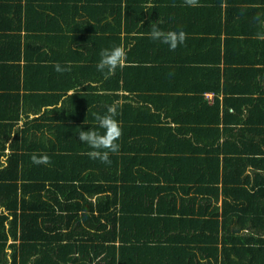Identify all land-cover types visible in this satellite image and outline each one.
<instances>
[{
  "label": "trees",
  "instance_id": "trees-1",
  "mask_svg": "<svg viewBox=\"0 0 264 264\" xmlns=\"http://www.w3.org/2000/svg\"><path fill=\"white\" fill-rule=\"evenodd\" d=\"M5 1L0 0V29L8 31L0 36V264H130L128 259L132 260L133 256L128 255L135 250L126 251L128 239L126 236L124 238L126 229L130 228L124 227V219L122 222H116V212L102 215L112 204H117L118 195L121 212H127L129 215H132L131 212L136 215L153 212L154 198L159 195L157 210L167 212V217L163 218L166 224L162 234H167L169 222H201L193 227L190 225L193 235H190L188 240L179 239L185 243L179 254L176 252L166 259H160L166 264H200L192 249H205L198 246L193 248L192 244L212 243L219 231L218 226L214 225L217 212L210 205L222 194L226 205L225 212L227 211L223 222H227L231 207L225 200L228 194L226 187H242L240 184L243 179L239 176L245 165L252 162L245 160H255L248 157L252 153L250 148H232L224 138L225 128L220 129L219 125L226 120L220 115L218 101L209 106L207 100L201 97L205 91L218 93L222 78L220 68L207 69L205 66L203 68L190 64L202 62L196 60L202 52L196 53L195 50L200 49H211L206 53L214 54L213 60L216 61L220 53V44H216L220 41L219 36L194 38L193 33H199V30L192 31L191 27L190 30H184L187 34L185 43L174 51L156 41L163 49L160 50L164 51L160 54L161 58L152 55L153 59H147L136 55L135 59H131L132 63H139L142 70H147V67L141 64L146 61H163L164 66L161 69L177 66L176 68L181 70L178 71L180 76L193 77L189 78L191 87H171L162 96L155 97L150 105L141 104L140 112L135 108L123 118L117 110L116 119L122 123V135L117 141L120 150L116 154H109L111 178L106 176V180H103L100 166L108 164L81 153L80 151L89 152L91 149L78 139L80 130L97 127L95 116L78 121H67L65 118L60 121L59 117H56L51 118L53 124L38 125L39 120L47 119L48 107L59 102L67 91L76 89L70 98L77 99L84 98L83 93L88 89L97 90L85 84L92 81L93 74L88 72L87 77L83 75L76 81H70L67 79L68 74L65 75L66 72H56L53 65L57 62L64 65L69 60H86L87 63H90V59L99 61L100 57L92 55L94 50L100 48L95 51L100 53L102 49L114 45L125 47L128 43H133L130 54L135 55L138 44L146 40L142 33L150 31L148 27L156 23L153 10L145 5L147 0H86L82 5L83 10H93L94 18L99 22L104 21V32L101 34L102 29H95L88 39L85 35L84 45L88 42L89 49L93 50L92 53L87 51V57L79 51L78 58L74 56L67 59L64 57L65 53L71 50L67 45L68 41H65L66 44L53 45L51 54L31 51L29 43L37 36H29L31 40L22 42L20 34H17L21 29V0L6 2L9 3V10ZM37 2L39 14L43 17L37 21L42 23L45 17H48L47 11L43 10V0ZM199 3H207V0H199ZM30 7H33L32 2ZM202 8L186 5L177 7L178 10L190 14L189 16ZM184 17L188 18L186 14ZM145 19V23L138 26ZM167 19L169 30H182L175 27L177 20L174 16H167ZM158 24L161 29L168 31L161 23ZM132 31H137V34L128 36ZM81 32L73 36L77 41H83ZM206 41L209 43H204ZM228 42L229 39L226 38L225 43ZM240 43L244 46L239 52V59L253 65L262 63L260 54L264 56V41L252 39L250 43L247 40H240ZM147 48L149 50H140L148 55L150 45ZM152 50L154 49H151L150 54H155ZM11 51L14 57L10 55ZM129 61L127 57V63ZM91 69L98 71L96 66H91ZM123 69L117 68L106 78L98 71L103 76L99 81L105 86L98 89L118 91L121 86L130 89L131 83L128 80H123L124 84L119 83ZM170 70L173 73V70ZM142 86L140 83L139 87L133 89L141 90ZM234 89L236 93L243 91L238 87ZM167 92L171 94L168 95ZM186 93H193L195 96ZM182 98L195 101L187 104L181 101ZM191 104L193 108L188 107ZM128 106L132 108L131 105ZM118 109L123 110L120 107ZM225 110L228 113V110ZM106 111L107 106L100 108L97 114L102 115ZM30 116L33 118L30 119ZM237 117L235 116V120ZM45 127L54 132L55 141L45 140ZM38 133H41L40 136ZM188 134L190 137L186 136ZM33 153H46L51 163L33 164L30 159ZM88 169L90 171L86 173ZM162 170L169 172L170 179L161 178ZM101 180L110 182L104 186ZM162 180L166 183L161 184ZM106 191L113 196L102 195ZM191 191L193 196L188 199L189 205L195 203L199 196L202 197L198 212L192 213L200 218L191 221L174 218V214H170L172 210L178 215H187L186 204L179 209H173L177 200L175 194L182 192L188 195ZM161 193L164 194L160 195ZM95 195L97 196L94 203L87 202L88 196ZM105 200H110L111 203L106 205ZM184 201L182 198L181 202ZM49 202L61 211H90L93 218L109 217L110 222H37L39 213L48 211ZM142 202L143 206L138 205L139 210L136 211V203ZM167 202L172 203L171 210H166ZM133 205V209H129ZM204 215L207 217L201 218ZM84 216L88 217L87 214ZM130 217L131 223H135L136 217ZM71 218L73 215L68 216V219ZM225 230L223 225V231ZM116 236H119L121 241L119 245L116 243ZM10 239L12 243L8 244ZM6 249H10L9 256L5 253ZM165 251L166 248L159 249L144 258L150 259L154 255L164 254ZM161 261L149 262L162 264ZM143 262L139 260L137 264Z\"/></svg>",
  "mask_w": 264,
  "mask_h": 264
},
{
  "label": "crops",
  "instance_id": "crops-1",
  "mask_svg": "<svg viewBox=\"0 0 264 264\" xmlns=\"http://www.w3.org/2000/svg\"><path fill=\"white\" fill-rule=\"evenodd\" d=\"M37 1L38 0H21V29L17 31V34H20L21 41H26V39L29 41L37 36L29 43L30 50L35 51V53L46 52L48 54H51L50 49L56 43H65V41H68L69 44L67 45L71 50L65 53V58L74 56V58H78L77 53L79 51L87 57V51L90 49L88 42L84 45L85 35L88 39L95 29H102V31H100L102 34L104 32V21H97L94 18L95 15L92 13L93 10H91V12L83 10L82 5L83 3L85 4L86 0H43V10L47 11L48 17H45L42 23L37 21V19H43L39 14L40 8L37 7V4H39ZM89 1L92 0H88V2ZM6 2L10 1L6 0L5 3ZM31 2L33 7H30ZM6 4L9 10V3ZM92 5H94V3ZM145 5L147 8L153 10L154 20L156 23H161L163 28L169 30L167 16H174L177 20L176 28H182L183 31L190 30L191 27L192 31L199 30V33H193L194 38L219 36L220 41L216 44H220V53L216 61L213 60L215 57L214 54L206 53L211 49H200L195 50L196 53L202 52V55H199L196 60H202V62L190 64H194L196 67L205 66L207 69L220 68L219 73L221 72L222 78L218 93L214 91H205L202 93L201 97L207 100L209 106L214 105V102L218 101L220 115L224 116V121L226 120L225 123L221 122L219 125L220 129L224 130L225 128L224 138L230 143L232 148L236 146L250 148L252 153L248 155V157L255 159L254 161L245 160L252 162L249 165H245L244 171L239 176L240 179H243L240 184L242 187H235L232 185L226 187L228 194L225 200L231 207L228 221L223 222L227 211L225 212L226 205L224 204V197L222 194L219 195L217 201L213 200V203L210 205L211 208H214L217 212L216 217H214L216 221L214 225L216 224L218 226L219 231L218 234L215 235V241L212 243L199 242L197 244H192L193 248L198 246L205 249L204 251L202 249H192V251L200 264H264V56L258 52L261 56L262 63L254 65L238 58L239 52L244 46L240 43V40H247L249 43L252 42V39L264 41V39L259 38L260 36H264V0H207V3H199V6L203 8L191 16H189L190 14L188 13L182 12L183 10L177 9V7L182 8V6L185 5L184 0H147ZM184 14H186L188 18H185ZM164 15L166 16L163 19L162 16ZM256 17H259V19H256ZM146 20L147 19L141 21L138 26L144 24ZM138 26L136 29H138ZM148 29L151 31V26H149ZM81 31H84V33ZM150 31L142 33L144 34L143 36L146 37V40L138 44L136 48L138 54H132V56L130 54L133 43H128V45L125 46L127 54L129 53L127 57L130 61L128 63L126 61L125 65L121 68L124 69L120 72L122 77L119 79V83L124 84L123 80H128L131 83L130 89L123 88V86H121L118 91L98 89L104 86V84H101L99 81V78H103V76L98 71L91 69V66L94 67L97 65L98 60L90 59L91 65H89L90 63H87L86 60L71 61L73 68L70 72L65 73V75L68 74L67 79L76 81L77 78L83 77V75L87 77L89 72L93 74L91 76L93 79L85 84L97 88V90L93 91L92 89H88L83 93L84 98L77 99L70 98L73 96L71 93L76 92V89L67 91L59 102L48 107V111H46L47 119L39 120L38 125L53 124L51 118L54 119L56 117H59L60 121L63 118L67 121L69 119L78 121L82 118L92 117L98 113L100 108L109 106L114 102H117L118 107L123 109L121 111L117 108L123 118L124 115L132 113L135 108L140 112L141 104L150 105L149 103L155 97L162 96L164 92L171 89V87L184 86L189 89L191 87L189 78L193 77L180 76L178 71L181 70H178L176 68L177 66H175V68L161 69V67L164 66L163 61L159 63L155 61H146V63L141 64H144L147 70H142V66L139 63H132L131 59H135L136 55L147 59H153L152 55H157L161 58L160 54L164 53V51H161L163 49L159 44L160 42L156 43V41L150 38ZM4 32L8 33V31L0 29V36ZM79 32L83 35V41H77L73 37ZM97 32H99V30ZM136 34L137 31H132L128 33V36H135ZM29 36H32V38L29 39ZM226 38L229 39L228 43H225ZM97 43L99 45L98 41ZM204 43H209V41ZM149 45L151 49H154L152 51L155 54H150L151 49L148 55H145L140 50V48L149 50V48H147ZM213 48L214 47H212V49ZM99 49L94 51L90 50L89 52L93 51V53L91 52L92 55L99 57V52H95ZM10 55H12V51ZM12 56L14 57V55ZM170 69L173 70V73ZM104 78L106 77L104 76ZM140 83L143 84L141 90L138 88L133 89L136 86L139 87ZM234 87L243 89L242 93H236ZM166 94L170 95L171 93L167 92ZM178 94L181 95L182 93H177V95ZM186 95L195 96L193 93H186ZM137 96L141 97L138 98ZM181 101L188 104L195 101V99L182 98ZM128 105H131L132 108H129ZM192 106L191 104V106L188 107L193 108ZM225 109L228 110V113ZM226 114L227 116L225 117ZM235 116H238L236 120ZM29 118L31 119L33 116ZM227 119L231 121H227ZM121 124L120 122V126ZM40 131L42 133L43 130L41 129ZM41 133H38V135L40 136ZM53 133L51 128L45 127V140L55 141ZM186 136L190 137V134ZM222 140L223 138H221V141ZM120 154L122 153L120 152ZM120 158L121 156H119V159ZM100 169L104 178L103 180H106V176L111 175V165L100 166ZM89 171L90 169H88L86 173H89ZM120 172L121 170L119 168L118 174H120ZM168 173V171L162 170L161 178L170 179V174ZM109 182L110 181H103L102 183L106 186ZM165 183L166 182L162 180L161 184ZM220 186L219 184V189L221 188ZM243 189H245V191ZM163 194L164 193H161L160 195ZM102 195L113 196L109 191L103 192ZM175 195L177 200L173 209H179L186 204L187 210H185V214L187 215H178V213H173L174 211L172 210L170 214H174V218L180 220L187 219V221L200 218L192 213L198 212L201 196L197 198L195 203L189 205L188 199L193 196L192 191L188 195H184L182 192ZM96 196L97 195L88 196L86 198L87 202L94 203ZM182 198L185 200L183 203L181 202ZM116 199L117 204H112L108 211L103 212L102 215H107V212H116V222H122V219H124V222H122L124 223V227L130 228L126 229V231L124 230L126 234H124V238L126 236L128 239L126 251L130 249L135 250L128 255V257L133 256L132 260L128 259L130 264H137L139 260H143V264H153V262L149 261H161L160 259H166L176 252L179 254L182 247L185 245V243L180 242L179 239L184 238L188 240L187 238L193 235V229L190 228V225L193 227L201 223L192 222L191 224V222H178L179 224H177V222H169L166 228L167 234H162L163 226L166 224L163 218L167 217V212L164 213L157 210L156 205L159 200V195L154 198V211L149 214L137 213L136 215L135 212H131L132 215H129L126 212L125 216V214L121 212L119 195ZM59 201L62 202V199L59 198ZM109 202L110 200H107L106 205H108ZM49 204L47 208L48 211L44 210L39 213L37 222H110L109 217L101 219L93 218L90 211H61V209L52 204V202H49ZM134 205L129 209H133ZM138 205L143 206V202L136 203V211L139 210ZM83 206L82 204L81 207ZM165 207L166 210H171L172 203L170 202L168 204L167 202ZM84 214H87L88 217H85ZM69 215H73V218L68 219ZM123 215L125 218L122 217ZM130 216L136 217L134 220L136 221L135 223H131L132 218ZM203 217L207 216L204 215L201 218ZM223 225L226 227L225 231H223ZM116 238V243L119 245L121 242L119 236H116ZM11 243L12 241L10 239L8 244ZM163 248H166L164 254L154 255L150 259L144 258L145 255L149 256L154 251ZM5 253L9 256L10 249H6ZM139 255H142V257ZM161 262L162 264H166L163 261Z\"/></svg>",
  "mask_w": 264,
  "mask_h": 264
},
{
  "label": "clouds",
  "instance_id": "clouds-1",
  "mask_svg": "<svg viewBox=\"0 0 264 264\" xmlns=\"http://www.w3.org/2000/svg\"><path fill=\"white\" fill-rule=\"evenodd\" d=\"M184 4L189 7L199 6V0H184ZM224 6V5H222ZM259 19V17H256ZM149 36L154 41H159L169 47V50H175L178 46L185 43L187 34L183 30L165 31L159 27L158 23L151 25ZM259 38L264 39V36ZM99 61L96 65L97 70L105 75V77L113 74L117 68H122L127 61V50L121 45H114L111 48L102 49L99 53ZM58 73L70 72L72 62L68 61L64 65L59 62L53 65ZM75 92L71 93V95ZM118 104L107 106V111L104 114H96L95 119L98 122L96 128L88 130H80L78 139L80 142L88 145L91 149L87 154L91 159H98L101 163L110 164L109 154H116L120 150V145L117 143L122 135L120 122L116 119L118 115ZM31 162L36 165L51 163L50 157L46 153H33L30 157Z\"/></svg>",
  "mask_w": 264,
  "mask_h": 264
}]
</instances>
